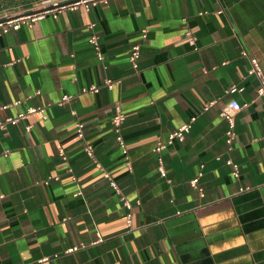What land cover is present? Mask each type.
I'll return each mask as SVG.
<instances>
[{"label":"crops","instance_id":"0c3cea01","mask_svg":"<svg viewBox=\"0 0 264 264\" xmlns=\"http://www.w3.org/2000/svg\"><path fill=\"white\" fill-rule=\"evenodd\" d=\"M89 22L103 62L88 42ZM136 42L134 69L128 53ZM252 56L264 72V0L98 1L0 35V104L21 100L0 118L28 105L47 113L0 129V264H264V101L247 74ZM105 78L117 80L112 89L80 93ZM65 93L74 96L58 104ZM233 98L243 106L229 145L219 111ZM117 103L131 169L112 131ZM193 116L184 139L163 149L162 177L153 147ZM77 120L132 202L130 225L119 194L85 153ZM201 164L202 195L189 184Z\"/></svg>","mask_w":264,"mask_h":264},{"label":"built area","instance_id":"2783aa9c","mask_svg":"<svg viewBox=\"0 0 264 264\" xmlns=\"http://www.w3.org/2000/svg\"><path fill=\"white\" fill-rule=\"evenodd\" d=\"M98 1L101 2H107L108 0H39L35 7L29 8L25 11L19 12V13H12V14H2L0 15V35L10 31L18 29L22 24L26 23L29 26H32V24L42 19L46 16L48 13H52L53 16H57L59 12L64 10L65 8H77L78 6H83L86 9H89L91 5L96 4ZM185 18H183L184 20ZM90 32L88 35V42L92 46V49L94 51V54L96 58L103 62L104 61V55L101 51V43L99 41V35L94 30L95 23L89 22L87 24ZM140 35L142 39H146L148 35V29L143 28L140 31ZM185 36L187 39V42L197 48L196 46V36L193 34L191 29H187L185 32ZM141 42H136L131 45V48L128 53V61L130 65L137 69L139 66V59L141 56ZM245 53V52H244ZM250 60V66L247 69L248 75H254L259 83L257 86V95L264 101V72L260 66V63L258 59L254 56L249 58ZM117 83V80H114L112 78H105L101 84H90L88 86H83L80 89V93H95L99 91L101 86H105L109 89H112L114 85ZM232 88L235 87V85H231ZM231 87L226 89L228 91ZM38 92V91H36ZM74 95L65 93L63 94L59 100L57 101L58 104L62 105L66 102H68ZM21 102L20 99H15L11 103L8 104H0V110L9 106L10 104L17 105ZM214 102V100L208 101L206 105L203 107L204 110L208 109L209 106ZM242 104L235 98L230 99L227 101L224 106L221 107L219 114L220 116L227 122V129H226V142L230 145L232 141L234 140L236 136L235 132V114L242 108ZM36 113L39 114L41 117L45 118L47 117L46 113V107L42 105H28L24 110L19 111L16 115L7 116L4 118H0V129L5 126L6 123H16L20 120L26 119L28 114ZM125 113L122 110V107L120 104L114 105L113 114L111 116V126L112 131L114 132L115 139L117 141V144L121 150V153L124 158V162L128 169L132 168L131 159L128 154V147L125 142V139L122 134V126L125 121ZM195 119V116L191 117V119L187 122L182 123L179 125L176 129L171 131L166 141H157L155 146L153 147V151L157 154V170L159 174L164 177L166 176V168L163 161L162 151L164 148H166L167 145L173 143L174 140L182 141L185 137V134L189 131L191 127V122ZM83 122L82 121H75V127H76V135L83 140V148L85 153L89 158H91L95 165L103 172L104 177L108 180L109 185L116 190V192L120 196V200L122 201L123 205L128 209L126 213L127 223L130 225L131 223V208H132V202L120 191V188L118 187V184L111 176L110 172L106 170L96 159L94 155V147L90 142L85 141V133L83 130ZM26 130L29 131L31 129V124H26L25 126ZM262 141L264 143V137H262ZM10 152V149H4L3 155H8ZM60 153L62 154L63 158H66V155L64 151L61 149ZM226 163L231 166L232 175L234 177H239L240 174V168L239 165L234 162L232 159H226ZM202 164L200 165V169L197 171V173L189 180V184L191 187L195 188L200 195L203 194V186L200 184V177L202 176ZM68 171L71 173V179L73 181H76V176L73 174L72 168L69 167ZM55 179L58 178V176L54 177ZM45 182H48V179H45ZM250 186H241L239 188V191H244L246 189H249ZM137 203H139V199L136 200ZM102 238L100 235H98L96 241L101 240ZM95 241V242H96ZM80 246H84V244H81ZM80 246L74 245L71 247H68L65 249V252H71L76 249H78ZM57 254H55L56 256ZM49 257H42L41 261L47 260Z\"/></svg>","mask_w":264,"mask_h":264},{"label":"rangeland","instance_id":"374dc122","mask_svg":"<svg viewBox=\"0 0 264 264\" xmlns=\"http://www.w3.org/2000/svg\"><path fill=\"white\" fill-rule=\"evenodd\" d=\"M39 0H1L0 15L19 13L35 7Z\"/></svg>","mask_w":264,"mask_h":264},{"label":"trees","instance_id":"16d2710c","mask_svg":"<svg viewBox=\"0 0 264 264\" xmlns=\"http://www.w3.org/2000/svg\"><path fill=\"white\" fill-rule=\"evenodd\" d=\"M0 5H1V0H0Z\"/></svg>","mask_w":264,"mask_h":264}]
</instances>
